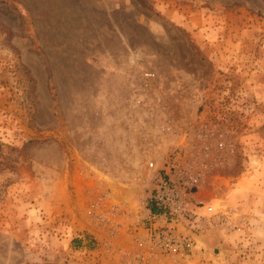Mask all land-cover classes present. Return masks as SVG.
<instances>
[{
  "label": "rangeland",
  "instance_id": "rangeland-1",
  "mask_svg": "<svg viewBox=\"0 0 264 264\" xmlns=\"http://www.w3.org/2000/svg\"><path fill=\"white\" fill-rule=\"evenodd\" d=\"M161 179L194 256L264 264V0H0V264H200Z\"/></svg>",
  "mask_w": 264,
  "mask_h": 264
},
{
  "label": "built area",
  "instance_id": "built-area-1",
  "mask_svg": "<svg viewBox=\"0 0 264 264\" xmlns=\"http://www.w3.org/2000/svg\"><path fill=\"white\" fill-rule=\"evenodd\" d=\"M178 196L170 183L165 179H161L157 189L149 199V213L152 223L148 229V239L150 245L157 249L160 254L186 255L195 250V245L189 238L177 235L174 232L169 219L170 213L166 212L172 206L178 204ZM177 207H179V204ZM152 209L160 212L155 213Z\"/></svg>",
  "mask_w": 264,
  "mask_h": 264
},
{
  "label": "crops",
  "instance_id": "crops-1",
  "mask_svg": "<svg viewBox=\"0 0 264 264\" xmlns=\"http://www.w3.org/2000/svg\"><path fill=\"white\" fill-rule=\"evenodd\" d=\"M199 244H202L206 248L205 251L199 252L195 256H194V251H193V256L191 259H193V261L195 260L197 262H200V264H208V262H206V261L208 260L207 256H209V257L211 256V252L208 251L210 249V246L208 245V243L206 241L200 242ZM196 248H199V247L197 246V247H195V249ZM151 264H172V263H168L167 257H160V262L152 261Z\"/></svg>",
  "mask_w": 264,
  "mask_h": 264
},
{
  "label": "trees",
  "instance_id": "trees-1",
  "mask_svg": "<svg viewBox=\"0 0 264 264\" xmlns=\"http://www.w3.org/2000/svg\"><path fill=\"white\" fill-rule=\"evenodd\" d=\"M153 212L157 213V212H160V211H157L156 209H152Z\"/></svg>",
  "mask_w": 264,
  "mask_h": 264
}]
</instances>
